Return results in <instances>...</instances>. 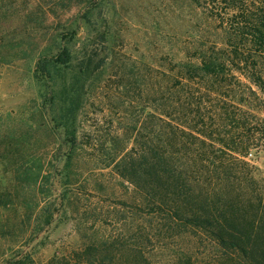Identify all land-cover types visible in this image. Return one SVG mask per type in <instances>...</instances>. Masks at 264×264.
<instances>
[{
  "label": "trees",
  "instance_id": "1",
  "mask_svg": "<svg viewBox=\"0 0 264 264\" xmlns=\"http://www.w3.org/2000/svg\"><path fill=\"white\" fill-rule=\"evenodd\" d=\"M84 1L88 34L62 35L33 79L65 167L82 154L120 194L86 244L45 264H264V0H169L184 38L153 34L148 55L116 51L121 34L94 19L106 0ZM5 264L40 263L21 250Z\"/></svg>",
  "mask_w": 264,
  "mask_h": 264
},
{
  "label": "rangeland",
  "instance_id": "2",
  "mask_svg": "<svg viewBox=\"0 0 264 264\" xmlns=\"http://www.w3.org/2000/svg\"><path fill=\"white\" fill-rule=\"evenodd\" d=\"M84 2L0 0V264L21 250L40 264L53 255L69 254L88 242L97 222L117 205L110 197L120 194L118 188L111 193L115 180L91 171L88 158L81 154L71 168L65 167L67 146L50 129L33 79L37 59L54 54L62 35L77 27L81 42L88 34L79 22ZM170 2L106 0L94 11V19L99 17L101 30L106 24L110 34H121L116 51L148 55L151 43H157L153 34L184 38V24L169 11ZM254 165L264 172V155ZM67 174L76 176L71 185L64 178ZM98 184L107 185V191L97 189ZM50 203L55 205L54 220L45 225L43 210ZM152 262L165 264L159 257Z\"/></svg>",
  "mask_w": 264,
  "mask_h": 264
}]
</instances>
